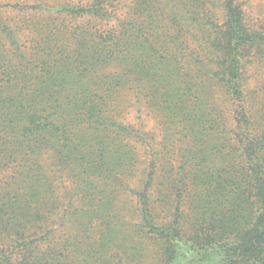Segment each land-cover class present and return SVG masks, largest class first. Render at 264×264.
Returning a JSON list of instances; mask_svg holds the SVG:
<instances>
[{"label":"rangeland","instance_id":"rangeland-1","mask_svg":"<svg viewBox=\"0 0 264 264\" xmlns=\"http://www.w3.org/2000/svg\"><path fill=\"white\" fill-rule=\"evenodd\" d=\"M212 1L219 5L222 0ZM235 1L241 6L245 23L259 32L264 31V0ZM104 2L0 0V90L7 86L4 64L8 57L6 36L9 32L16 37L13 40L18 42V52H23L28 58L35 55V46L42 47L45 36L56 38L50 42L56 54L60 45L68 46L69 38L77 35L85 40L89 56L93 53V48L89 47L93 46L98 51L104 48L115 51V32L122 31L130 18L136 19V4L135 0H106L105 7ZM107 6L109 18L104 17L101 11ZM215 14L216 22L221 24V9L217 8ZM146 24L147 19L134 24L135 37L144 32L147 36H158L164 32L163 24L156 23L152 28ZM128 27L132 29V25ZM166 33L173 34L167 29ZM180 42L182 46L178 41H172L170 48L184 51L186 42L183 39ZM137 43L147 47L143 41L136 40ZM187 47V50H193L196 45L187 39ZM154 50L160 62L162 58L158 50ZM185 54L188 56L178 73L163 65L160 70V64L156 67L159 72L156 71L153 77L139 81L133 75L126 84L116 87L115 79L124 73V62L117 65L115 60L108 64L100 62L94 71L89 70L85 86L87 100L94 101L101 109L107 108L102 109V118L91 127L79 124L71 129L73 133L64 131L68 139L73 140L74 134L77 141L75 146L65 142L68 148H63L76 156V161L61 166L59 153L54 151L57 147L49 146L39 155L41 170L37 172L36 179L21 184L12 180L20 165L12 159L1 158L3 154L0 151V192H6L5 196L10 194L16 201L22 197L27 209L23 219L16 218L12 222L17 225L16 231L24 234L25 238L13 247L21 249L23 243L31 242L32 238L41 240L39 252L35 250L34 256L54 250L55 264H84L85 261L92 264L159 263L158 243L135 234L134 225L141 219L139 193L147 184L155 218L167 222L171 201L178 197L170 185L175 182L177 188H181L185 181L198 182L189 176L199 168L208 175H214L218 170L224 173V164L217 166L219 160L202 159L199 152L210 151L206 153L210 155L212 151L219 150L226 154L233 145L236 105L227 87L211 76L215 64L201 54H195L199 59L191 57L194 53L190 51ZM196 60L203 63L200 65ZM128 62L129 66L132 65V58ZM241 66L245 107L250 124L257 131L264 126V49L246 48L242 53ZM135 67L131 66L132 69ZM186 71L191 73L188 89L181 85ZM183 89L187 92L186 97L181 96L185 93ZM19 92L15 94L18 100L21 99ZM163 92L173 95L163 96ZM157 93L162 96L155 100L152 94ZM115 124L126 129L127 133H123L121 138L115 136L118 131ZM205 141L210 144L203 143ZM90 155L95 156L94 159L90 160ZM78 158H82L81 161ZM224 186L228 190L229 184ZM75 212L88 216L94 214L102 219L100 229L106 234L104 241L110 243L108 250L103 249L93 257L86 251L77 254L73 248L67 251L63 247L72 234L68 227L70 224L66 223L69 221L67 216L71 217ZM61 217L67 218L62 222L59 220ZM107 225L110 228L105 231ZM96 228H99L98 221ZM115 245L130 254V258L117 257ZM9 246L10 243L0 240V247Z\"/></svg>","mask_w":264,"mask_h":264},{"label":"trees","instance_id":"trees-1","mask_svg":"<svg viewBox=\"0 0 264 264\" xmlns=\"http://www.w3.org/2000/svg\"><path fill=\"white\" fill-rule=\"evenodd\" d=\"M214 2L135 0L136 19L130 18L122 31L115 32V51L112 48V51L107 48L98 51L93 46L89 47L93 48L91 56L80 35L70 37L68 46L60 45L56 51L58 54L53 53L50 46L56 38L45 36L42 47L35 46V55L28 58L23 52H18V42L13 40L16 37L9 32L6 36L8 57L4 64L7 86L0 90V151L3 154L1 158L12 159L20 165L12 180L21 184L34 181L41 170L39 155L49 146L57 147L54 151L59 153L61 166L77 160L76 156L63 150L68 148L65 142L77 144L74 134L71 140L64 131L73 133L71 129L79 124L91 127L102 118V109L107 106L101 109L94 101L88 102L85 91L89 70L94 71L100 62L108 64L115 60V65L124 62V73L115 79L116 87L126 84L133 75L139 81L153 77L162 65L178 73L188 56L185 54L187 51L194 53L191 57L196 59L199 58L195 54H201L215 64L211 76L227 87L236 105L231 151L224 154L217 150L210 155L206 154L210 151L199 152L202 159L219 160L216 165L224 164L225 171L218 170L214 175H208L199 168L189 176L198 182L185 181L181 188H177L175 182L170 185L178 197L171 201L167 222L155 218L148 185L145 184L138 195L141 219L134 225L135 234L158 243V264H264V126L256 131L250 124L241 66L242 53L246 48L264 49V31L259 32L245 23L241 6L235 0H222L219 5ZM104 5L106 7V0ZM217 8L223 15L221 24L216 22ZM107 9L108 6L101 11L104 17L109 18ZM140 19H147L146 25L151 28L156 23L163 24L164 32L151 37L144 32L135 37L134 24ZM131 25L132 29L128 27ZM140 26L145 28L142 23ZM166 29L173 34H167ZM180 39L186 42L184 51L170 48L172 41H178L182 46ZM187 39L196 45L195 49L187 50ZM136 40L145 42L147 47L142 43L136 44ZM13 47L16 50L13 51ZM154 49L162 58L160 62ZM130 58L133 62L129 66ZM196 61L200 65L203 63ZM133 65L136 66L134 69L131 68ZM190 74L186 71L182 78L181 85L186 89ZM19 90L20 100L15 95ZM164 95L173 94L163 92ZM160 96L162 94H152L155 100ZM181 96L186 97L187 92ZM115 127L118 128L115 136L121 138L123 133H127L117 124ZM203 143L210 144L208 141ZM90 157L91 160L95 156ZM78 159L81 161L82 158ZM226 183L229 184L228 190L224 186ZM6 194L0 192V240L7 241L10 246L0 247V264H55L54 250L34 256L35 250L39 252L41 240L32 238L31 242L23 243L21 249L13 247L25 238L24 234L16 231L17 225L12 222L16 218L23 219L27 209L22 197L16 201ZM81 213L67 216L69 221L66 223L70 224L68 227L72 234L63 247L67 251L73 248L77 254L86 251L94 257L103 249L108 250L110 243L104 241L106 234L100 229L102 219L94 214ZM67 217L59 220L64 222ZM109 228L107 225L105 231ZM115 252L117 257L130 258V254L118 245H115ZM83 263L92 264L89 261Z\"/></svg>","mask_w":264,"mask_h":264}]
</instances>
